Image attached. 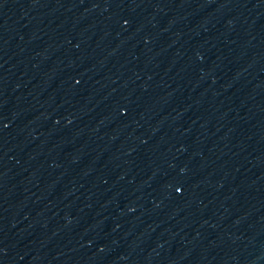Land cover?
Listing matches in <instances>:
<instances>
[{
	"label": "water",
	"instance_id": "water-1",
	"mask_svg": "<svg viewBox=\"0 0 264 264\" xmlns=\"http://www.w3.org/2000/svg\"><path fill=\"white\" fill-rule=\"evenodd\" d=\"M0 264H264V0H0Z\"/></svg>",
	"mask_w": 264,
	"mask_h": 264
}]
</instances>
